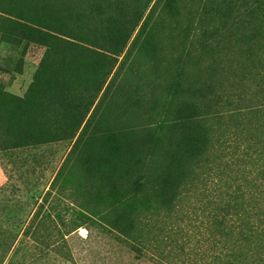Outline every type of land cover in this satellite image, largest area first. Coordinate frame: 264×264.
<instances>
[{"label":"trees","instance_id":"obj_1","mask_svg":"<svg viewBox=\"0 0 264 264\" xmlns=\"http://www.w3.org/2000/svg\"><path fill=\"white\" fill-rule=\"evenodd\" d=\"M11 10L14 14L0 6L3 36L23 37L28 30L45 43H32L44 50L24 92H1L10 103L0 102V159L17 157L25 149L46 153L42 147L64 143L67 150L51 184L59 178L61 188L78 200L77 192L89 182L103 188L108 187V176L115 178V185L106 190L107 201L92 203L90 210L101 214L109 227L134 238L139 236L138 222L177 206L183 192L205 189V176L216 175L213 185L219 183V155L234 148L239 152L236 161L244 160L243 176L224 175L225 184L232 181L236 187L214 205L209 203L208 243L200 248L199 258H187V264H206L205 252L211 255L208 264H264V102L247 98L239 84L245 81L248 91L264 87V0H29ZM182 10L185 20L189 18L188 31L179 39L177 15ZM166 37L170 55L188 47L189 56L211 60L206 68L224 63L217 86L206 84V95L180 100L155 126L118 128L103 122L100 111L108 108L103 100L128 54L152 50ZM180 57L174 66L183 74L188 72L186 63L199 61ZM227 62L231 76H226ZM189 83L180 74L173 86L183 91ZM162 121L177 128L173 148L159 146L155 130ZM94 157L106 164L110 175L101 172ZM223 161L225 169L230 163L226 153ZM74 165L82 175L75 174ZM3 187L0 264H23L26 253L17 254L16 247L23 244L7 256L22 230V205L4 193H15L14 182ZM95 193L98 197L97 189Z\"/></svg>","mask_w":264,"mask_h":264},{"label":"rangeland","instance_id":"obj_2","mask_svg":"<svg viewBox=\"0 0 264 264\" xmlns=\"http://www.w3.org/2000/svg\"><path fill=\"white\" fill-rule=\"evenodd\" d=\"M0 1H2L0 6L2 4L6 12L14 14L11 6L17 3L25 6L29 0ZM185 15H187L185 10L177 15L181 18L179 39L182 38L184 31H188L186 20L189 18L185 20ZM23 31V37L26 39L19 35L5 37L0 32V69L6 70L0 72V102L4 104L10 103L8 93L21 95L24 92L31 80L36 62L44 50V46L42 49L39 44L32 43L33 41L45 43V39H40L28 30ZM262 40L264 43V37ZM169 42L168 37L162 38L160 46L155 43L152 50L140 52L133 50L128 54V60L120 67L109 95L103 100V104L108 103L104 113L100 111L103 119L105 116L103 122L118 128L140 129L144 124L155 126L157 122L166 118L161 114L170 111L180 100H195L193 97L196 93L206 95L207 90L202 89L206 84L217 86V80L221 77L219 72L224 69V63H211L208 69L205 66L211 60L205 61L204 56L190 54L199 61L196 65L186 63L189 73L183 74L176 70L174 65L176 59H179V54L182 60L190 58L186 53L188 47L170 55ZM260 49L264 50V46ZM231 66L230 63L226 66V76H231ZM180 74L190 82V88L183 91L176 85L173 86V82ZM181 81L184 82V79ZM181 84L183 85L182 82ZM239 84L247 98L254 97L259 103L264 102V87L261 90L253 88L252 91H248V84L245 81ZM230 90L233 91L232 94L237 95V90L234 91L233 88ZM232 97L237 100V96ZM246 101L250 104V100ZM224 106L227 107V104ZM164 121L161 127L155 130L159 136V146L173 148L177 145V128L169 121ZM42 148L46 153H41V149L37 152L25 149L17 157L4 156L0 159V189L3 190L5 189L3 186L7 184L9 186L14 182L17 188L15 193H10L9 190H4V193L10 200L18 199L17 202L22 205L18 208L21 213L22 230L19 231L14 245L8 249L7 256L17 247V254L26 253L23 264H187V258H199L200 248L208 243L206 238L209 230L206 223L209 203L214 205L217 198L221 199L225 193L236 187L232 181L227 186L223 179L224 175L238 178L243 176L245 170L244 160L236 161L239 152L233 151L234 148L230 151L231 147L228 150L224 148L218 158L222 177L219 183L213 185L216 175L205 176V189L183 192L179 196L177 206L169 211L161 210L156 215L150 214L148 220L138 222L136 228L139 230V236L131 238L109 227L100 217L101 214L90 210L92 203L107 201L106 190L110 185H115V178L108 176V187L103 188L97 187V181L96 184L93 181L89 182L82 190V194L77 192L79 199H74L68 194V190L61 188L59 178L58 182L51 184L67 150L66 145L62 142H53ZM225 153L230 163L225 165L224 169ZM94 159L101 167V172L110 175L106 164L99 158ZM134 163L139 164L138 160ZM74 166L75 174L82 175L80 167ZM120 171L118 169L115 172ZM96 189L99 191L98 197ZM1 195L3 193L0 194V203H3L5 198ZM104 208L107 209L109 206ZM147 231L148 234L142 237V233L145 234ZM202 259L208 264L211 255L205 252Z\"/></svg>","mask_w":264,"mask_h":264}]
</instances>
